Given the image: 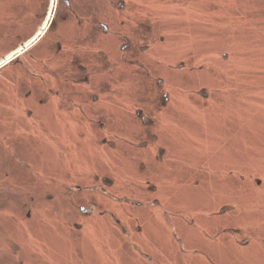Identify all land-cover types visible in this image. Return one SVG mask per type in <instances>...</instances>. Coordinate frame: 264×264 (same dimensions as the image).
Returning <instances> with one entry per match:
<instances>
[{
  "label": "rangeland",
  "instance_id": "1",
  "mask_svg": "<svg viewBox=\"0 0 264 264\" xmlns=\"http://www.w3.org/2000/svg\"><path fill=\"white\" fill-rule=\"evenodd\" d=\"M43 3L0 0V264H264V0Z\"/></svg>",
  "mask_w": 264,
  "mask_h": 264
},
{
  "label": "flooded vegetation",
  "instance_id": "2",
  "mask_svg": "<svg viewBox=\"0 0 264 264\" xmlns=\"http://www.w3.org/2000/svg\"><path fill=\"white\" fill-rule=\"evenodd\" d=\"M57 1H59V0H57ZM72 1H74V0H61V1H59V6H57L56 11L54 12L53 11L54 4L52 3V7L50 8V5H49L50 0H49L47 8H45V10L41 14L43 21L46 22L44 24V26H42L41 28H43L45 26H49V25H50V27L63 25L69 21V19H68L69 14H70V16L72 15L73 17H78L77 14L75 13V7H74ZM84 3H85V1L82 4L83 7H84ZM61 7L63 8V11H67V14L64 12L62 15H60V13H57ZM124 7H125L124 0H117L116 8L120 9V11H122L124 9ZM88 17H90V16L86 15L83 20L86 22L91 21L92 25L95 26L94 27L95 29L104 28L106 31L108 30L107 27H104L105 26L104 24L97 21V16L90 17V18H93V20L88 19ZM58 18H59L60 23H58V25H57L56 23H57ZM42 22H41V24H42ZM82 25H84V24L79 23L77 26L80 35L82 33V30H84V28H85V27L83 28ZM137 27H139V30H141V31H146L145 24H143V23L138 24ZM97 35H98V32H94L92 37L94 38ZM90 37H91V33H90ZM144 38L145 37L140 35L138 40L128 41L126 39L124 41V45L119 48V53H121V56H125V57L130 58L129 55L132 54L133 52L135 54H138V55L141 54L142 52L145 53V51H146V49H148L149 45H146V46L141 45L145 42ZM99 54L103 55V53H101V52ZM131 58H134V57H131ZM70 59H71V62L69 64L72 65L73 67H72V72L66 74V78H64V82L66 84L65 85L66 93L63 94V100H65V102L67 104L73 105L75 103L76 106L80 109V112L83 114L84 113L83 110L85 109L86 111H88V108H85V106L82 107V102L87 98L90 100L91 103H93V105H97V103L100 100L101 91H103V90L107 91L109 89V86L104 85L105 87H102V88H101V86H99V87L94 86L93 83L90 82V77H89L90 75L88 73V69L83 66V59L78 57L77 55L72 56ZM70 59H69V61H70ZM6 60H8V59H6ZM103 61H104L103 63H105V64L107 63V58L105 56L103 58ZM4 64H6V62H4L3 65ZM161 82H163V81L161 80ZM77 85H80L81 87L77 88L75 90L69 89V86H73V88H74ZM162 89L163 88L161 86V88L157 92H160ZM86 93H92V94L89 96ZM56 95H57V93H56ZM59 95L61 96V94H59ZM155 98H158V96L157 97L155 96ZM163 101L164 102L166 101L165 103H167V102L169 103L168 97L166 94L163 95ZM168 103H167V105H168ZM156 106H157V103H156ZM136 112H138V116L141 119H143L145 122H150L149 120H147L143 116V115H146L145 111L143 109H140L139 111H136ZM85 115L90 116L87 112H85ZM150 118L152 119V122H153V118L152 117H150ZM105 180H106V182L103 179V181L105 183H107V179H105ZM137 205H139V204H137ZM223 210L224 209H222V213L224 212Z\"/></svg>",
  "mask_w": 264,
  "mask_h": 264
},
{
  "label": "crops",
  "instance_id": "3",
  "mask_svg": "<svg viewBox=\"0 0 264 264\" xmlns=\"http://www.w3.org/2000/svg\"><path fill=\"white\" fill-rule=\"evenodd\" d=\"M43 1H44V3L41 5L40 9L36 12V15H37L38 20H39V27H40V28H41L42 26H44V24L46 23V22L43 21V18L41 17V14H42V12L45 10V8H47V5H48L49 0H43ZM49 5H50V8H51V7H52V0H50ZM42 21H43V22H42ZM41 22H42V24H41ZM19 52H20V48H17L16 50H14V51L9 55L8 58H10L12 55H14V54H16V53H19Z\"/></svg>",
  "mask_w": 264,
  "mask_h": 264
},
{
  "label": "bare ground",
  "instance_id": "4",
  "mask_svg": "<svg viewBox=\"0 0 264 264\" xmlns=\"http://www.w3.org/2000/svg\"><path fill=\"white\" fill-rule=\"evenodd\" d=\"M54 0H52V3H53ZM6 60L2 61V62H5Z\"/></svg>",
  "mask_w": 264,
  "mask_h": 264
},
{
  "label": "water",
  "instance_id": "5",
  "mask_svg": "<svg viewBox=\"0 0 264 264\" xmlns=\"http://www.w3.org/2000/svg\"><path fill=\"white\" fill-rule=\"evenodd\" d=\"M23 49H25V48L23 47Z\"/></svg>",
  "mask_w": 264,
  "mask_h": 264
}]
</instances>
